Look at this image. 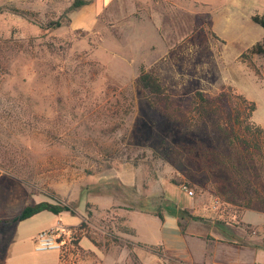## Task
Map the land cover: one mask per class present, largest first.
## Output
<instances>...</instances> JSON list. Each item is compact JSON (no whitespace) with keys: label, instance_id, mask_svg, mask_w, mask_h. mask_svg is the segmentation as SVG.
Segmentation results:
<instances>
[{"label":"rangeland","instance_id":"obj_1","mask_svg":"<svg viewBox=\"0 0 264 264\" xmlns=\"http://www.w3.org/2000/svg\"><path fill=\"white\" fill-rule=\"evenodd\" d=\"M76 1L0 0L1 243L8 219L49 201L81 215L67 230L62 264H192L137 241L126 212L164 210L162 187L172 181L193 189L200 205L236 213L243 209L229 196L264 198V157L172 121L138 76L157 74L185 114L197 90L243 94L264 128V57L251 54L257 71L240 57L264 28L249 20L246 41L228 43L211 15L182 0H88L70 9ZM57 19L60 27L46 29ZM165 187L191 207L192 197ZM40 224L22 223L8 264H49L55 252L36 251L28 238Z\"/></svg>","mask_w":264,"mask_h":264},{"label":"crops","instance_id":"obj_2","mask_svg":"<svg viewBox=\"0 0 264 264\" xmlns=\"http://www.w3.org/2000/svg\"><path fill=\"white\" fill-rule=\"evenodd\" d=\"M186 7L191 5L211 15L214 31L229 43L227 38L239 37V41H246L249 33L245 27L254 14H264V0H182ZM255 30V29H253ZM257 37L260 41L261 37ZM256 39H253L256 41ZM186 193L192 197L191 207L182 205V197H166V187ZM162 187L165 194V208L162 210L163 219L153 213L129 210L126 212L129 225L134 228L137 241L148 246H158L164 251L172 253L183 262L192 264H211L214 261H228L232 264H264V212L254 209H243L230 215H220L212 207L200 205L197 199L187 191L181 189V185L175 182H167ZM175 189V190H174ZM188 210L185 216L181 213ZM188 214L197 216L193 219ZM35 220L40 222L38 228L28 237L35 240L37 233L43 229L61 225L73 229L81 223V215L69 211L54 213L41 211L23 221L12 223L2 233L1 246L4 247V255L0 264H8L11 248L16 246V239L22 223ZM80 245L88 250L92 246ZM35 249V246H34ZM36 250V249H35ZM37 251V250H36ZM49 264H62V254L57 250ZM41 252V251H38ZM48 252V251H43ZM28 262L24 256L22 259Z\"/></svg>","mask_w":264,"mask_h":264},{"label":"trees","instance_id":"obj_3","mask_svg":"<svg viewBox=\"0 0 264 264\" xmlns=\"http://www.w3.org/2000/svg\"><path fill=\"white\" fill-rule=\"evenodd\" d=\"M87 3L88 0H77L70 9L78 8ZM252 20L264 28V14H254ZM62 24L63 22L60 19L49 20L46 23V29H55ZM251 54H259L264 57V35L260 41L253 44L240 56L250 67L257 71ZM138 82L149 94L152 105L172 121L180 122L191 128H207L219 137L227 148L236 150L237 154L242 156L247 154L258 158L264 157V128L254 123L251 119L256 105L243 94L226 90L216 96H210L202 90H197L191 100V113L185 114L181 109H176L172 106L171 93L157 74L143 68L138 76ZM252 160L255 161L256 159L252 158ZM164 198H166L165 194ZM226 201L241 207L240 209H254L264 212V198L262 196L246 198L245 200L237 196H229ZM140 208L143 212L156 214L163 219L161 205L156 210H150L143 206ZM45 210L56 214L63 211L73 213V210L67 205L41 201L25 206L7 221L17 223ZM186 213H188V210H183L181 215L185 216ZM188 216L193 219L198 218L190 214Z\"/></svg>","mask_w":264,"mask_h":264},{"label":"built area","instance_id":"obj_4","mask_svg":"<svg viewBox=\"0 0 264 264\" xmlns=\"http://www.w3.org/2000/svg\"><path fill=\"white\" fill-rule=\"evenodd\" d=\"M181 189L194 195L193 189L187 184H182ZM65 226L57 225L39 231L34 240V246L37 251L57 250L62 255L70 248V236ZM69 242V243H68ZM211 264H232L226 261H214Z\"/></svg>","mask_w":264,"mask_h":264}]
</instances>
